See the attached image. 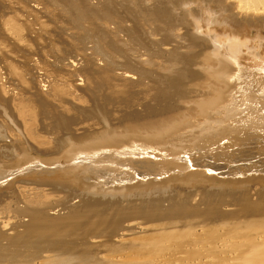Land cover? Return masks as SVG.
<instances>
[{
  "label": "rangeland",
  "instance_id": "obj_1",
  "mask_svg": "<svg viewBox=\"0 0 264 264\" xmlns=\"http://www.w3.org/2000/svg\"><path fill=\"white\" fill-rule=\"evenodd\" d=\"M72 1L0 0V29L2 30L0 31L1 87H5L4 90L9 91L8 93L13 92L15 94L16 90H19L21 86L19 85V87H17L18 84L15 81H13L15 83H11L13 86L9 85L10 83L6 82L8 73L4 74L6 70V72H13L14 69L15 71L17 69L14 73H20L22 71L20 74L24 75L23 78L25 75L27 77L25 78L28 80L34 78L32 79L33 82L36 79V87L39 89H41V84L45 83L44 81H46L45 85L47 82L51 81V79V84H56L55 81L60 82V80H55L56 76L52 75V71H50L51 74L49 73L47 75L49 71L44 74L45 69L49 67L50 69L48 68V70H52V68L57 69L56 73L61 71V74H58H60V78L62 76L61 80L63 83L72 84L77 92L81 93L79 96L84 99L83 103L85 107L82 108L83 113L78 109H67L64 103L58 102L59 104L57 106L51 99L49 100L51 103L45 100L43 102H41V100L35 101L34 103L37 106L34 105V107H36L34 110L36 112L31 119H37V122L44 127L42 133H45V135L49 137L52 131L62 126L77 132L81 127L78 125H82L83 123V115L88 113V111L92 112L94 109L100 110L109 118L111 117L113 119H117L124 114H129L134 117L135 115L133 114H139L143 118H148L144 121H155L158 118L171 115H163L155 118L151 117L152 114H157L159 111L167 112L171 110L170 106L176 101L178 104L174 111L180 113L185 110L187 105L185 103L188 102V98L191 96L188 88L189 86L180 90L186 95L180 98V100H178V97L176 98L175 95L179 92L181 84L187 83V80L181 78L182 76L180 75L187 70L185 69V58L189 55V52L193 50L189 47L188 37L184 33L187 27L185 24L177 22L178 13L182 8L180 1L177 3L176 7L171 4V0H142L144 1V5L142 6L141 0H133L135 3L132 0H113L114 2L112 0H97V2L96 0ZM131 1L133 3H131ZM172 2H176V0H172ZM89 3L92 4L90 5ZM111 3L114 4L111 5ZM73 4H75L74 8ZM154 6L158 8H156L157 12L161 10L158 13L156 11L154 12ZM113 7L116 9H113ZM218 9L225 12L221 6H219ZM151 10H153L152 12L154 13H152ZM82 14L83 17H81ZM162 14L165 15L168 20L162 18ZM4 21H7V23H4ZM234 21L237 23H234L235 26H246V30L253 31L257 27L256 23H242V20L237 19H234ZM11 22L12 24L14 23L13 25L16 24V27L11 26ZM9 25L14 28V30L12 28L14 33L9 31L11 30V27L9 29ZM261 31L263 32L264 28H262ZM2 32H6V34L2 35ZM7 34L8 37H6ZM262 48L264 49V46ZM46 64H48V66L43 68V65ZM12 67H14V69L9 70ZM100 68L103 69V75L109 77V79L106 80L107 77L104 79L98 76L96 70H100ZM191 69L192 68H190V70ZM24 72L25 74H23ZM122 72H125V75L128 74L129 79L136 81H129V84L126 85L122 84L121 80L123 79L119 80L121 83L117 82V79L114 77L120 76ZM53 76L54 78H52ZM43 78L45 80H43ZM37 80L41 83L40 87ZM147 83L150 84L152 88L147 85ZM143 84L144 86L142 88L141 86ZM122 85L124 86L122 87ZM14 86H16L17 89L13 91L12 87ZM153 86L156 87L155 90H152L155 88H153ZM25 94L23 93L24 97L22 94L20 95L26 100L27 97H25ZM131 95L133 97H139L141 100L134 97V99L138 101L137 103ZM131 97L136 103L132 102ZM14 99L12 98L11 100L14 101ZM86 100L88 102H86ZM48 104L53 106L51 107ZM121 104L123 107L120 106ZM137 104L138 106H136ZM29 105L31 104L29 103ZM131 106L133 109L130 108ZM59 107L61 109H59ZM124 107L125 109H123ZM181 107L183 108L179 109ZM69 111L72 113L70 114ZM36 113L39 115L38 117H35L37 116ZM115 113H118V117ZM186 131L188 132V129L182 131L181 134ZM186 135L189 136L191 133H187ZM7 141V138H4V140L0 138V145H3V143ZM222 141H220L219 144H221ZM215 146L216 145H213L209 147V149ZM160 148L166 153L172 154L170 156H174L175 149H172V147L166 145L164 147L160 146ZM185 150L187 151L188 149ZM5 152L9 154V151L0 148V153ZM8 158L9 157H7V159ZM262 158V156H259L252 158L251 161ZM261 165L255 166L258 168V166ZM177 169H179V167L171 169L169 172H176ZM216 170L219 172L224 171V169ZM21 184L23 183H15L10 190L12 192H18L20 195L17 194L18 196H16V198L14 195L10 197L13 203L8 199L11 206L8 204L6 207L10 208L7 209L5 207L6 209H0V264H21V262L24 263L25 260L29 261L26 257L31 259L32 264H46L47 262V264H232L239 256L238 253L241 254L253 243L257 244L253 245L256 246L258 251L254 253L252 258L259 257V259H257L260 261V264H264V236L261 237L264 235V205L262 206L264 203V196L256 197L254 194H249L247 192L242 194H234L233 192H209L204 194L195 193L197 196L195 194L189 196L185 191H178V187L176 188L178 190H173L171 194L164 199L155 198L154 200L142 203L133 201L131 205L128 203L132 211L126 213L123 203H120L118 199L104 198L100 195L94 198L84 199L85 202H82V199L79 201L78 197L74 200H69L64 198L61 194V196L59 194L49 196H47L48 194H39L35 197L30 194L28 190H25L24 187L16 189V187ZM9 194L10 192L6 196ZM195 196L199 198L196 199ZM19 197L26 201L29 199L28 201L30 204H28V201L23 202L22 199L19 200ZM31 197L36 201H32L30 199ZM37 199L39 200L37 201ZM22 202L25 204L23 205ZM31 202L33 203L32 205ZM121 202L125 201L121 200ZM256 203H258L260 207ZM26 204H28V206ZM249 205L250 208H247ZM15 206L27 212L22 216L18 215ZM251 206H258L259 210L257 207L252 208ZM0 207L2 206L0 205ZM86 207L95 209V211L90 208L87 209ZM183 207H185V210H183ZM254 209L255 212L257 210L258 212L255 213ZM7 210H9L8 213L5 212ZM80 210L84 212L82 213ZM143 211L145 214H143ZM36 213L39 215H35ZM85 213L86 215L89 214L86 216L84 215ZM41 214L42 216L38 217ZM70 214H74V216ZM79 216L81 218H79ZM57 217L59 218L58 221L57 219H52ZM64 217L67 219H65L66 222H63L65 221ZM74 217H76V219ZM30 218H33L34 224L36 225L33 227H25V224ZM98 218L101 222H98ZM44 221H46V223ZM73 223L76 224L73 226ZM90 223L91 225L93 223V225L89 226ZM246 223H249V225L251 223L252 225L249 226L248 224L246 225ZM2 226H5L3 228L7 229L3 230L1 228ZM37 227L39 229H37ZM228 227H230V229L232 228L231 231L233 232H231ZM234 227L235 230L233 229ZM247 227H249L248 230H252L254 227L252 231L255 230V232L250 230V232H247ZM211 228L213 230H211ZM226 228L228 232H226ZM259 228H261V231H259L261 233L256 232V229ZM238 229L239 231H237ZM93 231L96 232L94 233ZM183 231L186 236L184 239L181 238L184 237ZM234 231H236V233ZM237 232L241 234V237ZM163 234L166 239L163 237ZM181 234H183V236ZM234 234L236 237L232 236ZM243 234L244 236L246 235V237H242ZM253 234L257 235L253 236ZM179 238L180 240L177 241L176 239ZM240 238L244 239H242L243 242ZM261 239H263V241H261ZM156 241L158 243H156ZM240 243L244 244L240 245ZM244 245L249 246L246 247ZM243 246L246 247V249ZM242 247L244 249H242ZM250 248H252V246ZM216 251H218V253H216ZM256 254L259 255L257 256ZM19 259H24V262ZM55 260L59 262L55 263ZM246 262L247 261L243 264H247L249 261Z\"/></svg>",
  "mask_w": 264,
  "mask_h": 264
},
{
  "label": "bare ground",
  "instance_id": "obj_2",
  "mask_svg": "<svg viewBox=\"0 0 264 264\" xmlns=\"http://www.w3.org/2000/svg\"><path fill=\"white\" fill-rule=\"evenodd\" d=\"M132 1L131 3H133L135 0L133 2ZM144 1H142L141 6L144 5ZM179 1L180 5H182V8L178 13L177 22L180 24H185V26L187 27L185 29L186 32L184 33L188 37V44L190 45L189 47L193 50L192 52H189V55L185 54L187 55V57L185 58V69L187 70H185V72L181 73L180 75L182 76L181 78L187 80V83L181 84L179 92L175 95V97H178L177 99L180 100V98L186 96L180 90L189 86L188 88L190 90L191 96H189L188 102L185 103L187 105L183 112L178 113L174 111L177 108V101L172 103V105L170 106L171 110H168L167 112L159 111L157 114H152V118L171 114L163 118H158L155 121H144L148 118L144 117V119L139 114H133L135 115V117L129 114H124L123 116L118 117V113H115L118 118L113 119L111 117L109 118L100 110L94 109L92 112H84L85 115H83L82 117L83 123L82 125H78L81 127L79 130H77V132L72 131L67 127L57 126L58 128L52 132L50 131L51 135L47 137L48 135L46 136L45 133H42L44 131V127L37 122V119H31L32 116L34 117L36 112L34 110V108H36L34 107V105H36L34 102L38 100H41V102H43L45 100L46 102L51 103V101L53 100L54 104L57 106L59 104L58 102L62 104L64 103V106H66L67 109H78L81 113H83L82 108L85 107V104L83 103L84 99L79 96L81 93L77 92L72 84H66L65 82L63 83V81L61 80L62 76L61 78L59 76L61 74V71L58 72L60 73L58 74L56 73L57 69H53L52 67V70H48V64L43 65V68L47 67V69H45L44 71V74L45 72L47 73L49 71L47 73L48 75L50 71H52V75L56 76L55 80H60V82L55 81L56 84L52 83L54 84L52 85L50 83L52 79L51 81L47 79L49 82H47V84L45 85L46 81H44L45 83L41 84L39 83V80H37L39 87L41 84V89L36 87V79L33 82L32 79L34 78L32 77L31 80L26 79V75V78H23L24 75L20 74L22 71L20 73H14L17 71V69L15 71L14 67L9 69H14L13 72H6L7 70L5 71L4 74L8 73L6 82L10 83L9 85L12 86L13 84L11 83L16 82L18 84L17 87H19V85L21 87L19 88V90H16V93L14 94L13 92L8 93L9 91L4 90L5 87L3 88L1 87L2 85H0V138H2L3 140L4 138L8 139L7 142L3 143V145H0V148H4L5 151H9V154H6V152L0 153V205L2 206L0 207V209L5 208L6 206H8V204H10L11 206V203L9 202L12 200V198L10 199V197L14 195V197L16 198V196L19 195L18 192L16 193L15 191H10L13 185L17 182H22L23 184L18 185L16 189L24 187L25 190H28L30 194L35 197L39 194H48L47 196L61 194L64 198H67L69 200H74L76 197H78L79 201L82 199V202H85L87 198H94L100 195L104 198L107 197L110 199H118V201L120 200V203H123L124 208L126 209V213L132 211L129 206L133 201L142 203L145 201L154 200L155 198L164 199L178 187L179 190H176L185 191L189 196L195 193L204 194L209 192H233L234 194H242L247 192L249 194H254L256 197L264 196V49L262 48L264 46V31H261V29L264 28V0H176V2H172L171 0V4L176 7ZM112 4L114 3H111V5ZM74 5L75 4H73V8ZM219 6L223 7V10L225 12L219 10ZM114 8L115 7H113V9ZM156 8L157 7H155L154 12L156 11ZM152 11L153 10H151V12ZM81 17H83V14ZM162 18H166L165 15H163ZM173 18L175 19L174 15ZM234 19L242 20V23H256L257 27L253 31L246 30V26H235L234 23L236 22L234 21ZM166 20L168 19L166 18ZM4 23H7V21H4ZM13 24L11 26L16 27V24ZM11 26L9 25V29ZM12 28L13 27H11V30L9 31L13 32L14 28L13 30ZM0 31L2 30L0 29ZM3 32L2 35L6 34V32ZM6 37H8V34ZM190 68L192 69L190 70ZM102 70L103 69L100 68V70L98 69L96 71L99 77L105 79L107 76L105 77L103 75ZM124 73L122 72L120 73V76L114 77L117 79V82H119L120 79H123L121 80L122 84L126 85L129 84V81H136L129 79L128 74L125 75ZM23 74H25V72ZM54 76L52 78H54ZM107 79H109V77H107L106 80ZM43 80L45 79L43 78ZM124 85H122V87ZM147 85L150 86V84L148 83ZM143 86L144 84L141 87L143 88ZM17 87H12V90L14 91L15 89H17ZM154 87L155 86H153V88ZM155 89L156 87L152 90ZM76 92L79 94H77ZM23 93L27 94H25V97H27L26 100L22 98ZM20 94H22V96ZM134 97L136 99L139 98L136 96ZM12 98H15L14 101L11 100ZM50 99L51 101H49ZM133 99L132 102L136 101L138 103L137 100L134 99L135 101H133ZM87 100L86 102H88ZM29 103L31 105H29ZM50 106L52 107L53 105ZM120 106H122V104ZM136 106H138V104ZM60 107L59 109H61ZM125 107L123 109H125ZM130 108H132V106ZM182 108L183 107L179 109ZM69 113L71 114L72 112L69 111ZM38 116L39 115L35 117ZM20 122L22 123V125ZM186 129H188V132H186L191 133V135L187 136L186 132L181 134V132ZM220 141H222L221 144H219ZM166 145L172 147V149H175L173 157L170 156L172 154L166 153L160 148V146L164 147ZM213 145L216 146L209 149V147ZM185 149L188 150L186 151ZM259 156H262L263 158L251 161L252 158H256ZM7 157L9 158L7 159ZM190 165L194 167L191 168ZM255 165L261 166H258V168H256ZM176 167H179L176 172H169L171 169H175ZM216 169H224V171L217 173L218 170ZM214 171H216V173H211ZM9 192L10 194L6 196ZM195 195L197 196V194ZM19 198L17 199H22L21 197ZM8 199L10 200L9 202ZM30 199L34 202L36 201L35 199H33V197H31ZM38 200L39 199H37V201ZM121 200L125 202H121ZM22 201L24 202L26 200L22 199ZM24 204L25 203H23V205ZM28 204H30L29 201ZM28 204L26 205L28 206ZM32 204L33 203L31 202V205ZM256 204L258 205V203ZM263 205L264 203L262 204V206ZM258 206L260 207V205ZM258 206L255 207H257V209L259 210ZM185 207H183V210H185ZM255 207L253 206L252 208ZM16 208L18 215L22 216L27 212L23 208L22 209L24 211L21 210V208L19 209V207ZM86 208L88 209L90 207ZM247 208H250V205L249 207L247 206ZM91 210L95 211V209ZM258 210L255 212L254 209V212L257 213ZM8 211L9 210L5 212L8 213ZM81 212L83 213L84 211ZM86 213L84 215H86ZM37 214L38 213H36L35 215ZM143 214H145V212ZM41 216L42 214L38 217ZM71 216H74V214ZM76 217L74 218L76 219ZM33 218H30L28 220V222L25 224V227H33L34 225H36L34 224L35 222ZM79 218L81 217L79 216ZM52 219H57L58 221L59 218L57 217ZM65 219L66 218L64 217V220ZM66 220L63 222H66ZM44 222L46 223V221ZM98 222L101 221L99 220ZM75 224L73 223V226ZM247 224L249 225V223H246V225ZM65 225L67 226L66 223ZM90 225L91 223L89 224V226ZM250 225L252 224L250 223ZM5 226H2L1 228L3 230L7 229L3 228ZM230 227L228 228L230 229ZM248 228L249 227L246 228L247 232L253 230L252 228V230L249 229V231ZM37 229L39 228L37 227ZM233 229L235 230V227ZM259 229H256L257 233L261 231V228ZM211 230L213 229L211 228ZM226 230V232H228L227 228ZM237 231H239V229ZM93 232L95 233L96 231ZM234 232L236 233V231ZM252 232H255V230ZM238 233L239 232H237V234ZM240 233L239 235L241 237ZM244 234L242 235V237L244 236ZM254 234L253 236L257 235ZM181 235L183 236V234ZM232 236L236 237L235 234ZM263 236L264 235H262L261 237ZM244 237H246V235ZM181 238H186L185 232L184 237ZM176 240L178 241L180 240V238ZM261 241H263V239H261ZM156 243L158 242L156 241ZM243 244L240 243V245ZM253 244H251L250 246L247 245L249 247L244 251L242 249H246L247 246L244 245L246 247L243 246L244 248L242 247V249H240V247L239 249L243 252L241 251V254L238 253L240 257L236 256V260L233 259L236 261V263L234 261L232 262V264H243L245 263V261L250 262H246L247 264H260V261L258 260L259 257H257L258 259L256 257L252 258V256H254V253L258 251L256 246H254ZM251 246L252 248H250ZM216 253H218V251H216ZM26 259H28L29 261L25 260L24 262L23 259L21 261H23L24 263L21 262V264H32L31 259H29L28 257H26ZM56 262L59 261L55 260V263Z\"/></svg>",
  "mask_w": 264,
  "mask_h": 264
},
{
  "label": "water",
  "instance_id": "obj_3",
  "mask_svg": "<svg viewBox=\"0 0 264 264\" xmlns=\"http://www.w3.org/2000/svg\"><path fill=\"white\" fill-rule=\"evenodd\" d=\"M191 166V168H193L194 166H192V165H190ZM219 171H217V173H218ZM211 173H216V171H214V172H211Z\"/></svg>",
  "mask_w": 264,
  "mask_h": 264
}]
</instances>
